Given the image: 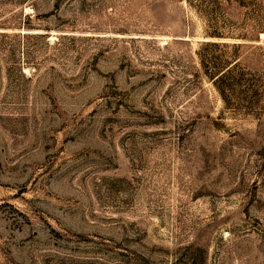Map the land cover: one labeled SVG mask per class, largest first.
Returning <instances> with one entry per match:
<instances>
[{"label":"rangeland","instance_id":"1","mask_svg":"<svg viewBox=\"0 0 264 264\" xmlns=\"http://www.w3.org/2000/svg\"><path fill=\"white\" fill-rule=\"evenodd\" d=\"M261 34L264 0H0V264H264Z\"/></svg>","mask_w":264,"mask_h":264},{"label":"trees","instance_id":"2","mask_svg":"<svg viewBox=\"0 0 264 264\" xmlns=\"http://www.w3.org/2000/svg\"><path fill=\"white\" fill-rule=\"evenodd\" d=\"M235 46V45H234ZM235 47H237V46H235ZM236 62H234V63H232V64H230V66H226L224 69H221V70H219V72L216 74V78L217 79H220V81L222 80V82H223V80H225V78L227 77V75L230 73V71H231V67L235 64Z\"/></svg>","mask_w":264,"mask_h":264},{"label":"bare ground","instance_id":"3","mask_svg":"<svg viewBox=\"0 0 264 264\" xmlns=\"http://www.w3.org/2000/svg\"><path fill=\"white\" fill-rule=\"evenodd\" d=\"M261 36H263V37H264V34H261Z\"/></svg>","mask_w":264,"mask_h":264}]
</instances>
